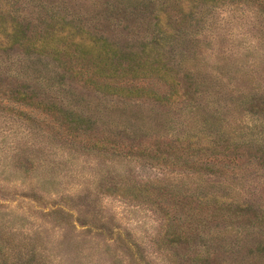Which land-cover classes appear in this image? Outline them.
Returning <instances> with one entry per match:
<instances>
[{
  "label": "rangeland",
  "instance_id": "rangeland-1",
  "mask_svg": "<svg viewBox=\"0 0 264 264\" xmlns=\"http://www.w3.org/2000/svg\"><path fill=\"white\" fill-rule=\"evenodd\" d=\"M240 1L166 48L192 82L154 77L149 96L102 94L66 62L0 54V264H264V4ZM55 2L122 48L152 34L148 6L111 31L98 0ZM16 90L35 97L14 102Z\"/></svg>",
  "mask_w": 264,
  "mask_h": 264
},
{
  "label": "trees",
  "instance_id": "trees-1",
  "mask_svg": "<svg viewBox=\"0 0 264 264\" xmlns=\"http://www.w3.org/2000/svg\"><path fill=\"white\" fill-rule=\"evenodd\" d=\"M55 1L0 0V54L7 56L9 52H16L34 55L39 59L47 57L59 65L66 62V69L84 77V82L93 91L120 98L149 96L155 93L149 86L154 77L169 87L174 86L179 77L192 82L191 70L182 64L187 59H184V56L178 58L177 62L173 63L176 68H173L169 62L170 53L166 54V48L186 36L196 35L197 28H193V23L201 21L199 18H208L209 10L226 5L223 4L226 0H98L101 6L96 14L97 23L111 31L114 30L112 27L122 23L120 13L125 14L132 10L138 12L142 9L144 11L149 7L147 10L150 19L147 24L152 34L146 36L143 41L136 39L137 49H134V45L122 48L110 38L65 20L63 14L56 11L58 3ZM237 3H252L258 6L264 4V0H241ZM200 25L203 27V24ZM177 66L186 68V71L179 70ZM11 96L17 103L32 101L35 97L23 90H16ZM165 96L164 94L160 97L165 100ZM43 101L44 109L49 108L64 115L62 104L52 102L47 97ZM65 114L73 115L69 121H77L75 112L70 110V113ZM194 137L195 134L184 136L176 142L183 140L188 144ZM195 144L191 142L188 148H194ZM178 146L180 147V144ZM111 187L126 194L146 193L145 186ZM221 197H216L220 202H210L206 199L202 201L207 205L212 204L215 208L219 203L226 201V196ZM176 236L177 240L181 239L179 234ZM5 254L6 252L0 249L1 260L6 258Z\"/></svg>",
  "mask_w": 264,
  "mask_h": 264
}]
</instances>
